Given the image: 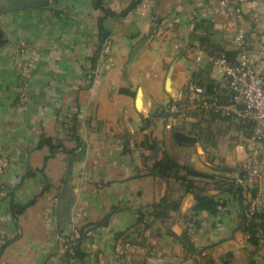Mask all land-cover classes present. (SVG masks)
I'll use <instances>...</instances> for the list:
<instances>
[{"label":"crops","instance_id":"obj_1","mask_svg":"<svg viewBox=\"0 0 264 264\" xmlns=\"http://www.w3.org/2000/svg\"><path fill=\"white\" fill-rule=\"evenodd\" d=\"M94 1L0 0V264L239 260L233 181L251 123L214 109L228 94L207 56H234L241 28L252 58L264 59V0ZM164 155L210 174L179 171L223 202L216 212L193 211ZM250 188L244 197L264 194V151Z\"/></svg>","mask_w":264,"mask_h":264},{"label":"built area","instance_id":"obj_2","mask_svg":"<svg viewBox=\"0 0 264 264\" xmlns=\"http://www.w3.org/2000/svg\"><path fill=\"white\" fill-rule=\"evenodd\" d=\"M236 12L239 7H235ZM234 39L237 52L234 60L224 53L208 54L207 59L220 71V82L225 87L228 98L223 103L214 104L221 115L233 120L251 123L247 135V148L239 175L234 178L235 185L252 187L260 175V156L264 151V72L263 58L255 61L248 48L244 31L238 28ZM111 49V39L106 36L101 51L107 54ZM264 57V53L263 56ZM200 58V53L196 59ZM26 101L24 92L17 95V103ZM6 159L0 156V171L5 169ZM247 214L264 210V194L255 192L244 200Z\"/></svg>","mask_w":264,"mask_h":264},{"label":"trees","instance_id":"obj_3","mask_svg":"<svg viewBox=\"0 0 264 264\" xmlns=\"http://www.w3.org/2000/svg\"><path fill=\"white\" fill-rule=\"evenodd\" d=\"M134 2H132V4H134ZM94 4H96V5L99 4V0H95ZM101 7L103 8L102 5H101ZM123 12H125V10L122 11L121 14H123ZM100 34H101V40H103L106 37V32L101 30ZM3 40H4V38L2 36V32L0 31V43H2ZM221 53H224L230 60L235 59L236 54L234 56L233 55L231 56L227 52H221ZM217 54H219V53H217ZM175 136L178 139H181L183 137V135L180 132H176ZM44 143L49 144L51 148H53L55 146V144L51 143V139L48 137L40 138L38 145H42ZM148 147H153V145L150 144ZM161 162L164 163V165H165V169H166L165 176L166 177L171 176V177H175L176 179H180L185 185V190L190 191L194 194L195 202L192 206L193 211L197 212L199 210H207L211 213H214L223 204V202L221 200L215 198L213 195L206 194V193L202 192L201 189L194 184L193 180L186 178V175H185V174H190V175H196L199 177H209L210 174H207V173H204L201 171H197L193 168L182 165V164L176 162L174 159H172L166 155H164V157L161 158ZM180 170H184L185 174L184 175L179 174ZM151 172L152 173L158 172L156 162L153 164V166L151 168ZM159 174L162 175L161 172H159ZM234 187H235L234 192L237 195L238 203L240 206L239 215H238L239 216L238 227L245 234L246 242L249 245L256 247L260 243V241L262 239H264V210L255 211L252 214H247L246 204L244 202L245 197L243 196V193H242L243 188L241 185H235ZM159 206H161V203H159V202L152 204L153 213H155L156 215L158 213L157 208ZM166 206H168V204L165 205V207ZM22 209H23V207L20 206L17 208V211H20ZM159 213L164 214V209H161V211ZM107 218H108V216L104 217L97 224H102V225L106 224ZM180 237H181L182 241L187 239L186 238V232H182ZM68 250L69 251L72 250L73 254L77 255V256H82V254H83L79 250V247L77 244H74ZM208 261L210 262L209 264H211L210 258L208 259ZM224 264H227V263L225 262ZM251 264H253V262H251Z\"/></svg>","mask_w":264,"mask_h":264},{"label":"rangeland","instance_id":"obj_4","mask_svg":"<svg viewBox=\"0 0 264 264\" xmlns=\"http://www.w3.org/2000/svg\"><path fill=\"white\" fill-rule=\"evenodd\" d=\"M6 167H7V161H6L5 169L3 171L6 170ZM3 171H0V172H3ZM249 188L250 187L246 189L250 191L251 188L250 189ZM245 199L247 198L245 197ZM245 244L246 245L243 247V251H241L244 254L242 253L239 260H236V258L230 252H228V253H225L223 257L220 256L218 258V264H224L225 262L227 264H251V262H253V264H264V239H262L256 247H254V246L249 245L246 242V237H245ZM208 259L209 258H203L202 259L203 263L209 264L210 262L208 261Z\"/></svg>","mask_w":264,"mask_h":264}]
</instances>
